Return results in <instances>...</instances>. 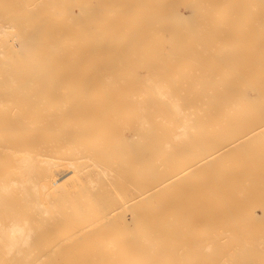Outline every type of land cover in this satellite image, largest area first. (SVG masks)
<instances>
[{"label":"bare ground","instance_id":"bare-ground-1","mask_svg":"<svg viewBox=\"0 0 264 264\" xmlns=\"http://www.w3.org/2000/svg\"><path fill=\"white\" fill-rule=\"evenodd\" d=\"M172 1L0 0V264H264V0Z\"/></svg>","mask_w":264,"mask_h":264},{"label":"rangeland","instance_id":"rangeland-1","mask_svg":"<svg viewBox=\"0 0 264 264\" xmlns=\"http://www.w3.org/2000/svg\"><path fill=\"white\" fill-rule=\"evenodd\" d=\"M78 1V0H77ZM172 1V0H170ZM175 1V0H173ZM172 1V2H173ZM186 3L192 2L194 0H184ZM196 1H201V0H196ZM206 1H210L212 3L208 4L207 7H209L210 11L205 13H193V14H189L187 12L184 11L185 15L184 16H190V15H197V16H201L203 18L205 17H215L216 19H218V22H220V27L221 26H229L232 25L230 22V19H234L236 16H242L241 18H244V23H248L247 21H253V16L254 13H248L246 10L243 11V13H239L236 12V5L233 4L234 0H206ZM232 1V3H231ZM213 3H217V4H213ZM223 3V4H222ZM225 3V4H224ZM78 5V4H77ZM76 5V6H77ZM215 9V12H213ZM217 10V11H216ZM171 18H173L174 14L170 15ZM228 24V25H227ZM221 31H231V32H236V31H240L239 29H232V30H221ZM218 32V31H217Z\"/></svg>","mask_w":264,"mask_h":264}]
</instances>
